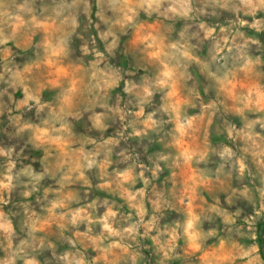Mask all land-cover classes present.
I'll return each mask as SVG.
<instances>
[{
	"label": "clouds",
	"instance_id": "obj_1",
	"mask_svg": "<svg viewBox=\"0 0 264 264\" xmlns=\"http://www.w3.org/2000/svg\"><path fill=\"white\" fill-rule=\"evenodd\" d=\"M0 125V264H264V0H0Z\"/></svg>",
	"mask_w": 264,
	"mask_h": 264
},
{
	"label": "rangeland",
	"instance_id": "obj_2",
	"mask_svg": "<svg viewBox=\"0 0 264 264\" xmlns=\"http://www.w3.org/2000/svg\"><path fill=\"white\" fill-rule=\"evenodd\" d=\"M47 75L49 77H60V76L67 75V71L64 68L55 67L53 69V71H50L49 73H47ZM21 95H22L21 92H17L16 93L17 98H19ZM2 127H3V125H0V128H2ZM37 155H39V153H37ZM191 178L192 177L186 171L185 173L181 174L180 179H179V183L182 184L185 179H191ZM205 195H207V194H205ZM208 199L210 200V197H208ZM202 203H203V199L200 201V204H198L197 207H199L200 205H202ZM255 227L257 229H259V232L261 234L260 239H261V246H262V255H264V221H262L261 223L255 225ZM181 243H183V242H181ZM146 255H148V253H146ZM210 255H211V253L204 252V253L201 254V257L200 258L202 260H207ZM173 264H180V262L179 261H174Z\"/></svg>",
	"mask_w": 264,
	"mask_h": 264
}]
</instances>
